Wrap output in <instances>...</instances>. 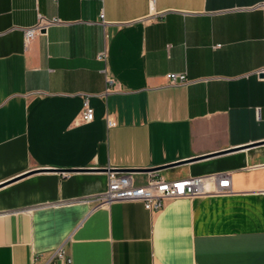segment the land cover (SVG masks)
Here are the masks:
<instances>
[{"label": "crops", "instance_id": "1", "mask_svg": "<svg viewBox=\"0 0 264 264\" xmlns=\"http://www.w3.org/2000/svg\"><path fill=\"white\" fill-rule=\"evenodd\" d=\"M263 69L264 0H0V264H264ZM167 164L231 190L92 202Z\"/></svg>", "mask_w": 264, "mask_h": 264}, {"label": "built area", "instance_id": "2", "mask_svg": "<svg viewBox=\"0 0 264 264\" xmlns=\"http://www.w3.org/2000/svg\"><path fill=\"white\" fill-rule=\"evenodd\" d=\"M103 18V14L100 15ZM55 22L39 19L33 27L24 29L25 40L28 42L35 33L44 30L46 25ZM260 72L264 79V69ZM259 72V73H260ZM167 82L187 83L190 82L184 74L167 73L165 75ZM110 82V81H109ZM92 108L88 106L87 101L83 104V110L80 114L82 122H90L93 119ZM108 124H112L110 119H107ZM156 169L140 170V169H110L108 171V184L106 189L97 195H93L92 202L97 206L106 205L115 201H133L142 202L144 208L150 212L159 211L166 199L180 198L189 196H203L208 194H223L231 190L230 174L214 173L206 176H195L188 178L166 179ZM137 173L145 174L143 183H137L135 175ZM58 257H63L64 252L59 249L56 254Z\"/></svg>", "mask_w": 264, "mask_h": 264}, {"label": "water", "instance_id": "3", "mask_svg": "<svg viewBox=\"0 0 264 264\" xmlns=\"http://www.w3.org/2000/svg\"><path fill=\"white\" fill-rule=\"evenodd\" d=\"M259 76H263V73L262 72H260L259 73ZM170 166H173L172 164H167V165H162V166H159V167H156V168H154V169H156V170H160V169H166V168H168V167H170ZM59 170H61V171H63V170H69V169H59ZM123 170H130V169H123ZM140 170H148V169H140Z\"/></svg>", "mask_w": 264, "mask_h": 264}, {"label": "bare ground", "instance_id": "4", "mask_svg": "<svg viewBox=\"0 0 264 264\" xmlns=\"http://www.w3.org/2000/svg\"><path fill=\"white\" fill-rule=\"evenodd\" d=\"M133 201H137V200H133Z\"/></svg>", "mask_w": 264, "mask_h": 264}]
</instances>
